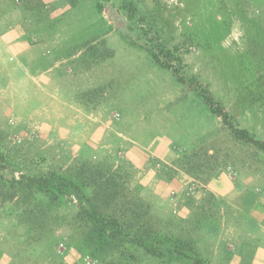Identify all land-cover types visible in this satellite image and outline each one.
<instances>
[{
  "label": "rangeland",
  "instance_id": "1",
  "mask_svg": "<svg viewBox=\"0 0 264 264\" xmlns=\"http://www.w3.org/2000/svg\"><path fill=\"white\" fill-rule=\"evenodd\" d=\"M109 1L0 0V171L56 177L28 222L0 197V264H264V153L192 88L264 140V0ZM94 171L139 216L126 259L78 226Z\"/></svg>",
  "mask_w": 264,
  "mask_h": 264
},
{
  "label": "trees",
  "instance_id": "2",
  "mask_svg": "<svg viewBox=\"0 0 264 264\" xmlns=\"http://www.w3.org/2000/svg\"><path fill=\"white\" fill-rule=\"evenodd\" d=\"M104 4L111 10H114L109 0H104ZM127 7L130 9L129 6ZM129 17H131V14H129ZM149 55L153 62L161 68H170V65L165 60H162L158 53L149 50ZM175 80L180 84H191L194 82L192 81L193 78L184 79L179 75H175ZM192 88L196 96L207 106L208 110L212 114L221 117L222 122L227 126L233 137L255 146L264 153V140L257 138L248 129L239 127L232 116L219 105L206 88L198 85ZM88 176L91 178L86 184L90 190V195L87 199L89 206L81 207L76 211V218L78 219V226L82 231V235L87 244L92 247L93 252L106 253L108 250L109 255H119L122 259H126L128 251L125 249L122 239L124 237L134 236L139 226V216L132 207L133 202H122L126 204L124 205L125 210L120 213V216L114 214L108 215L107 213L102 214L100 208L95 205L96 202L94 201H97L102 196L105 201L103 208H108L109 206L111 207L110 204L112 202L118 204L117 197H124V193L122 195L121 191H117L115 187L110 185L99 171L91 172ZM101 178H104V181L100 180ZM55 179L56 177L52 172H47L37 177L19 176L16 178L15 176H9L0 171L1 204L10 203L16 195L19 198L22 197L25 203L28 204V207L22 208L19 214L24 216V219L27 218L26 222H28L29 219L38 217V214L30 213L31 210H35L33 207V199H36V197H38V200L45 199L50 204L56 201V195L51 188V182ZM145 208L147 209V207ZM146 213L147 211H144L145 216ZM132 229H134V232L131 231Z\"/></svg>",
  "mask_w": 264,
  "mask_h": 264
}]
</instances>
